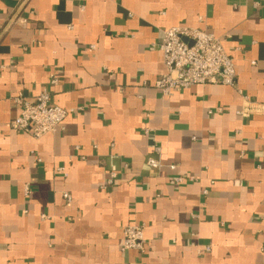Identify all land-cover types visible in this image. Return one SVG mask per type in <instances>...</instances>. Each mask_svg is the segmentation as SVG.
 <instances>
[{
	"label": "crops",
	"instance_id": "crops-1",
	"mask_svg": "<svg viewBox=\"0 0 264 264\" xmlns=\"http://www.w3.org/2000/svg\"><path fill=\"white\" fill-rule=\"evenodd\" d=\"M172 26L219 38L246 115L228 85L154 88ZM43 90L82 110L11 129ZM133 223L144 253L120 250ZM0 264H264V0H0Z\"/></svg>",
	"mask_w": 264,
	"mask_h": 264
},
{
	"label": "built area",
	"instance_id": "built-area-1",
	"mask_svg": "<svg viewBox=\"0 0 264 264\" xmlns=\"http://www.w3.org/2000/svg\"><path fill=\"white\" fill-rule=\"evenodd\" d=\"M93 47L90 46L91 49ZM156 47L162 54L165 73L156 78L152 85L163 96H169L194 85L219 83L236 88L244 102L238 113L241 115L248 113L247 104L250 100L237 87L234 59L224 51L221 41L213 33L186 26H172L163 30ZM50 80L53 84L57 82L53 75L50 76ZM13 102L19 109L10 122L11 129L25 131L35 138L54 132L67 116L82 110L80 107L68 109L52 104L47 90L41 91L32 101H28L19 93L13 97ZM219 110V108L215 109L216 112ZM145 166L150 169L161 167L158 147L150 150L145 159ZM170 168L173 169L174 166ZM116 175V166L110 165L105 184L112 185ZM170 179L175 184L185 180L182 176H173ZM188 179L193 180V177ZM64 197L70 200L67 194H64ZM120 250H135L139 253L146 251L142 224L133 223L123 226Z\"/></svg>",
	"mask_w": 264,
	"mask_h": 264
}]
</instances>
